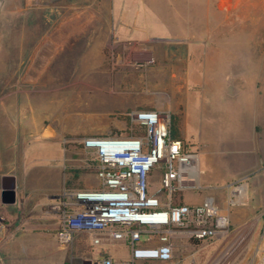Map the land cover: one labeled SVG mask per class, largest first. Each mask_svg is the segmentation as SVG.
I'll return each mask as SVG.
<instances>
[{
	"label": "rangeland",
	"instance_id": "1",
	"mask_svg": "<svg viewBox=\"0 0 264 264\" xmlns=\"http://www.w3.org/2000/svg\"><path fill=\"white\" fill-rule=\"evenodd\" d=\"M129 6L138 17L137 35H161L165 27L157 17H164L171 26L163 36L174 39L179 32L188 42H144L141 47L153 53L147 61L128 60L112 72L111 0H0V185L3 175L21 179L19 205L0 204V264H88L89 256L99 254L87 241L59 246L46 227L48 210L65 189L97 186L96 155L79 147L80 138L128 135L131 112L168 107L172 119L180 113L178 80L165 56L238 57L234 64L245 81L224 86L214 99L248 103L253 98L248 81L254 79L253 100L264 119V0H130ZM100 27L107 42L97 45ZM206 89L199 101L211 99ZM31 149H38L39 157H29ZM46 153L50 156H40ZM254 175H245L250 176L247 199L233 209L229 234L178 242L181 264L257 260L264 246V176L252 184Z\"/></svg>",
	"mask_w": 264,
	"mask_h": 264
},
{
	"label": "built area",
	"instance_id": "2",
	"mask_svg": "<svg viewBox=\"0 0 264 264\" xmlns=\"http://www.w3.org/2000/svg\"><path fill=\"white\" fill-rule=\"evenodd\" d=\"M141 135L96 136L83 140L97 158L98 188L65 189L48 210L56 224L54 238L69 247L79 235L93 246L126 242L132 258L157 264H179L174 258L176 238L211 241L229 234L231 213L246 202L250 176L226 187L222 205L212 198L201 204L183 202L186 192L200 191L204 171L197 150L172 137V115L163 110L129 114ZM158 175L159 180L152 179ZM0 218V231L3 229ZM158 238V246H142ZM90 264H114L110 258ZM253 264H264V246Z\"/></svg>",
	"mask_w": 264,
	"mask_h": 264
},
{
	"label": "crops",
	"instance_id": "3",
	"mask_svg": "<svg viewBox=\"0 0 264 264\" xmlns=\"http://www.w3.org/2000/svg\"><path fill=\"white\" fill-rule=\"evenodd\" d=\"M129 2L130 0H111L108 28H110V33H113V38L110 41L107 56H109L110 70L112 72H116V67L118 65L123 66L128 60L136 63L147 61L153 53L147 50V48L143 49L141 47L144 42H150L152 40L164 44L173 42H176V44H186L188 42L179 32H177L178 37H172L174 39L166 38V26L171 25L168 19H163L164 17H157V23L160 25V28L165 27L163 33L165 31L164 36L166 37L163 36V33L161 35L158 34L157 37H153L149 33L147 38H142L140 35H137L134 32L133 23L138 21V17L131 12ZM92 24L95 25L94 22ZM99 30V42L97 45L106 44L107 39L105 41V37L102 42V35L105 34V29H101L100 27ZM134 47L139 49H134ZM100 53H102V50ZM165 58L168 61L166 66L171 68V76L175 80H178L174 84V90L176 93H180L178 99L182 105V109L178 106L181 109L180 113H175L179 120V136L175 139H180L188 147L197 150L200 165L204 171L200 179L202 189L200 191L184 193L182 200L189 205H198L206 198H212L216 204L222 205L227 195L226 187L229 184L251 173H258V175L252 177V184L257 182L258 177L264 176V133H262L264 130V122L262 121L264 119L260 117V115L262 116V112L257 110L260 104L256 100H253L256 81L254 79L248 81L249 86L252 88V101L248 103H236L230 101L234 99H229L228 102H223L222 99H214L217 96V91L223 90L224 86L226 87L232 83L234 85L240 84V78L242 81H245L240 75L242 69L236 68V64H234V62H238V57L165 56ZM121 59L125 62H121ZM229 61H233V63H227ZM238 67L240 66L238 65ZM122 70H125V68H122ZM234 78L236 82L232 81ZM205 86H208V89L211 88L209 89L211 93L206 89L211 99L199 101L198 93L202 94V88L204 89ZM234 92L238 93L235 87ZM232 96L235 97V94L233 93ZM233 97L230 96V98ZM198 105L200 109H196ZM156 110L169 111L171 113L168 107ZM129 114H126V116L130 122L129 134H131L133 131H137V128L134 127V123L129 117ZM192 115L195 117L200 115L202 117L201 121L197 123V121L193 120ZM196 128H198L199 137L196 135ZM81 135L79 134V136ZM88 137L80 138L79 147L85 149L83 140ZM28 156L39 157L38 149H31ZM40 156L47 157L50 155L46 153ZM24 157H27V154ZM51 169L50 172L52 171ZM7 176H14V189L16 196H18L17 191L21 187L19 186L21 179L15 175H3L2 179ZM152 179L158 181L159 176H152ZM96 185V188H98V180ZM3 189L4 185L2 182L0 192ZM20 202L17 201L13 207H16L17 204L19 205ZM0 204L3 209L9 207L8 204H2L1 202ZM232 215L233 213H231V217ZM46 227L54 233L56 224L49 223L46 224ZM77 241H87L91 244L89 237L84 234L79 235L75 242ZM190 241L192 240L176 238L174 240L175 248L178 242L187 245ZM159 244L160 242L156 237L149 241L143 239L140 242V245L149 247L158 246ZM93 247L99 249L100 252L97 256H89L87 258L89 261L88 264L91 262H100L104 258H110L114 264H124L132 258V247L126 242ZM174 258L181 264V260L176 258L175 252ZM136 264H157V262L139 260Z\"/></svg>",
	"mask_w": 264,
	"mask_h": 264
},
{
	"label": "water",
	"instance_id": "4",
	"mask_svg": "<svg viewBox=\"0 0 264 264\" xmlns=\"http://www.w3.org/2000/svg\"><path fill=\"white\" fill-rule=\"evenodd\" d=\"M2 195L5 197L3 198V203L8 205H14L17 203V196L13 183H11L8 188L2 190Z\"/></svg>",
	"mask_w": 264,
	"mask_h": 264
},
{
	"label": "trees",
	"instance_id": "5",
	"mask_svg": "<svg viewBox=\"0 0 264 264\" xmlns=\"http://www.w3.org/2000/svg\"><path fill=\"white\" fill-rule=\"evenodd\" d=\"M135 128H137V131H133V135H141L143 134L142 129L140 128L139 125H136ZM178 131H179V120L177 117H174L172 119V137L173 138H178ZM69 183V181H67V184ZM70 185V183H69Z\"/></svg>",
	"mask_w": 264,
	"mask_h": 264
},
{
	"label": "flooded vegetation",
	"instance_id": "6",
	"mask_svg": "<svg viewBox=\"0 0 264 264\" xmlns=\"http://www.w3.org/2000/svg\"><path fill=\"white\" fill-rule=\"evenodd\" d=\"M14 176H7L5 178L2 179V182H3V185H4V188H8V186L13 183L14 184ZM3 198H5L3 195H2V191L0 192V202L2 204H5L3 203ZM9 207H13V205H8Z\"/></svg>",
	"mask_w": 264,
	"mask_h": 264
}]
</instances>
